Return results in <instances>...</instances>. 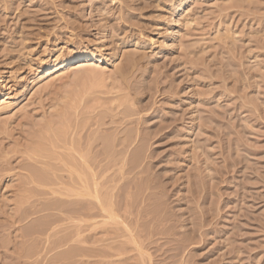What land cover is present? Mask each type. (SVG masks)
Listing matches in <instances>:
<instances>
[{
	"label": "rangeland",
	"instance_id": "rangeland-1",
	"mask_svg": "<svg viewBox=\"0 0 264 264\" xmlns=\"http://www.w3.org/2000/svg\"><path fill=\"white\" fill-rule=\"evenodd\" d=\"M0 106V264H264V0H0Z\"/></svg>",
	"mask_w": 264,
	"mask_h": 264
},
{
	"label": "bare ground",
	"instance_id": "bare-ground-1",
	"mask_svg": "<svg viewBox=\"0 0 264 264\" xmlns=\"http://www.w3.org/2000/svg\"><path fill=\"white\" fill-rule=\"evenodd\" d=\"M100 60H102V55L99 51L93 52L89 49H86V50L75 52V53L69 54V55H66L65 53L61 52V53H59L58 57L53 61V63H48L47 67H45L42 74L44 77H49V76H52L54 74L61 75L62 73H64V71L70 65H74V64H77L80 62L92 63V62H98ZM6 106H8V105H2V107H5V108H6ZM1 108H0V110H1ZM80 180H81V178H79V181H77V182L80 183L81 182ZM77 182H76V185H77ZM83 184L86 185L87 183L85 184V182H84ZM84 185L83 186L81 185L83 188H79L80 190H78L79 192L77 191L78 192L77 195H82L81 189H84L87 187V185H86V187H84ZM86 191L88 192V190H86Z\"/></svg>",
	"mask_w": 264,
	"mask_h": 264
}]
</instances>
